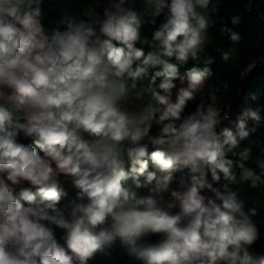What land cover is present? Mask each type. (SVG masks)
<instances>
[{
	"label": "clouds",
	"instance_id": "obj_1",
	"mask_svg": "<svg viewBox=\"0 0 264 264\" xmlns=\"http://www.w3.org/2000/svg\"><path fill=\"white\" fill-rule=\"evenodd\" d=\"M140 2L45 24L44 0H0V264H90L117 243L137 264H264L240 187L264 183V105L233 129L214 99L255 0L231 27L221 0Z\"/></svg>",
	"mask_w": 264,
	"mask_h": 264
},
{
	"label": "trees",
	"instance_id": "obj_2",
	"mask_svg": "<svg viewBox=\"0 0 264 264\" xmlns=\"http://www.w3.org/2000/svg\"><path fill=\"white\" fill-rule=\"evenodd\" d=\"M101 2V0H44L45 24L49 19H54L62 9H69L74 12L88 13ZM223 6L220 8V15L225 17L226 22L231 27L227 16L242 12L243 0H221ZM138 9L142 12L143 5L140 0H137ZM259 16H264V0H255L254 9L251 13H244V21L238 28L242 34L241 42L236 45L239 50L238 59L230 61L228 64L221 63L219 58L216 60L214 70L217 72V78L220 81L228 83V95L216 96L215 102L225 108L231 106L232 119L226 122V126L235 127L237 114L246 106L256 107L264 105V20L259 19ZM159 20L157 24H159ZM149 39H151V32L153 27L149 25ZM218 31V30H217ZM217 31L210 33V42L208 44V52L211 55H217V49H227L229 41L225 37H218ZM139 46V45H138ZM147 51V46H144ZM184 69H181L183 72ZM241 71H248L249 75L246 79L241 80L239 74ZM215 79V77H214ZM198 94L197 99L200 98ZM255 96L258 100H253ZM252 127V124H249ZM264 131V129H257ZM264 135V133H260ZM251 138V137H250ZM21 142L31 143L30 138H25L21 134ZM254 159V157H253ZM71 184L70 178L62 181V187H69ZM242 195L251 197L258 209V216L255 217V222L261 226L262 234H264V183H261L256 189H249L248 186L241 185ZM70 195H74L72 189H68ZM58 232L62 230L57 229ZM258 251H264V238L257 243ZM109 256L98 255L96 259L90 264H137L134 260H129L123 256L118 243L110 249Z\"/></svg>",
	"mask_w": 264,
	"mask_h": 264
},
{
	"label": "rangeland",
	"instance_id": "obj_3",
	"mask_svg": "<svg viewBox=\"0 0 264 264\" xmlns=\"http://www.w3.org/2000/svg\"><path fill=\"white\" fill-rule=\"evenodd\" d=\"M141 14H143V11L141 12ZM149 27V25H145L143 28H142V35L143 36H147L148 37V35H149V31H148V28ZM149 38V37H148Z\"/></svg>",
	"mask_w": 264,
	"mask_h": 264
}]
</instances>
